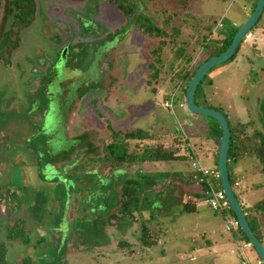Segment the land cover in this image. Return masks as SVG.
Listing matches in <instances>:
<instances>
[{"label": "rangeland", "instance_id": "rangeland-1", "mask_svg": "<svg viewBox=\"0 0 264 264\" xmlns=\"http://www.w3.org/2000/svg\"><path fill=\"white\" fill-rule=\"evenodd\" d=\"M255 1L136 0L139 11L166 29L170 42L160 77L148 86L150 51L158 39L131 28L114 6L101 1L37 0L35 20L22 31L11 66L0 65V237L5 240L7 226L17 219L29 230L27 244L7 243V264L26 257L33 264H241L235 247L245 242L233 240H240L239 232L225 230L230 211H212L199 184L171 182L137 223L108 226L105 218L117 209L128 172L76 166L98 154L110 125L149 130L164 141L184 138L200 167L214 168L209 136L214 121L179 107L185 105L183 85L172 110L163 102L183 70L219 50L223 38L248 19ZM168 15L171 21L164 25ZM250 32L252 39L241 43L232 60L212 68L201 89L206 103L231 125L248 124L247 132L264 134V9ZM204 40L208 48L201 50ZM90 144L91 154L85 150ZM191 162L144 164L141 170L189 176L196 173ZM260 170L252 154L228 164L243 209L264 199ZM188 200L196 205L193 213L183 209ZM142 224L161 227L154 247L140 246ZM257 227L264 230V214ZM119 241L130 243L133 254L119 249ZM244 255L258 264L251 246Z\"/></svg>", "mask_w": 264, "mask_h": 264}, {"label": "trees", "instance_id": "trees-1", "mask_svg": "<svg viewBox=\"0 0 264 264\" xmlns=\"http://www.w3.org/2000/svg\"><path fill=\"white\" fill-rule=\"evenodd\" d=\"M67 1L81 3L90 0ZM97 1L114 6L123 16L127 25L131 26V28L137 29V31L145 36L159 40L157 46L150 51L152 61L148 65L149 75L147 85L151 86L153 83H156L162 72L163 50L166 48L167 43H170L166 39V29L154 23L145 12L139 11L136 0ZM257 1L258 0L255 1L252 11L256 6ZM4 13H6L5 15L7 16L8 22L0 36V65L4 68H9L12 64L11 60L13 53L20 46L22 31L29 28L35 20L37 14V0H0V21L3 19ZM171 16L172 15H168L167 18H164V25L170 23ZM238 28L239 27H235V29L231 30L223 38L219 50L213 52H210L211 50L208 51V55L203 62L224 52L229 47ZM240 46L241 44L229 60L234 58L240 49ZM206 48H208V45H206V40H204L201 50H206ZM192 60L193 59L188 61V64H190ZM192 64L193 62L186 70H183L181 74L180 83H184L182 87V96L185 94L188 82L199 67L198 65L193 70H190V68L193 67ZM207 74L203 77L197 87L194 102L198 106L214 109L220 112V110L215 109L210 104L206 103L205 94L201 89V84ZM152 91L155 92V88H153ZM201 96L204 97L203 103L198 102V98ZM212 120L214 123L210 126L209 136L214 144L212 150L214 151L213 158L215 161V169H217L218 151L222 131L219 124L214 119ZM226 120L230 130L227 170L230 162L247 154H252L260 163V171L264 173V134L257 131L249 133L247 132L248 124L239 122L231 125L227 118ZM107 130V137L100 142V144L98 143V154L89 157L86 155L84 160L76 166L78 169L82 170L90 166H100L101 168H106V173H112L120 169H124L128 172V176L123 180L119 189L117 209L106 216V225L116 226L124 221L137 223L142 219L144 213L150 212L151 206L156 201L157 197L162 196L166 190L171 187V182L183 185L199 184L202 190L201 193L206 189V185L200 182L201 175L198 172L186 176L183 175L182 172H147L141 170V167L144 164L170 163L182 161L184 159L196 161V154L188 145L186 139L176 137L170 141H164L158 138L153 132L139 128L131 130H115L111 128L110 125H107ZM87 134L84 135L86 136L85 140L89 139V133ZM85 150L86 153L91 154L93 151L91 144L86 146ZM228 178L232 189L237 188V178H231L229 172ZM166 182H168V184H166ZM215 185L221 189L220 179L215 181ZM183 209L187 213H193L196 211V205L193 201L188 200L183 203ZM228 210L230 211V215L234 217L232 210L230 208ZM243 211L252 232L264 245V233L259 227H257V217L264 214V199L257 202L250 209H243ZM150 218H152V216H150ZM28 231L27 223L23 219L14 220L12 224L7 226L5 240H2L0 237V264H7V243L17 241L20 244H27L29 241L27 236ZM236 231L240 233L241 237L240 240L234 237L233 240L235 242L241 241L249 243L240 227H238L235 232ZM161 232L162 229L160 226L151 229L145 224H142L140 226L139 236L140 246L145 249L154 247L161 238ZM117 247L122 250L127 249L129 255L133 254L131 244L126 241H119ZM21 264H33V262L29 257H26L23 258Z\"/></svg>", "mask_w": 264, "mask_h": 264}, {"label": "water", "instance_id": "water-1", "mask_svg": "<svg viewBox=\"0 0 264 264\" xmlns=\"http://www.w3.org/2000/svg\"><path fill=\"white\" fill-rule=\"evenodd\" d=\"M263 9H264V0H258L251 15L243 24L239 26L229 47L220 55L212 57L207 61L203 62L201 65H199V67L195 71V74L188 82L184 94L185 107L189 112L197 116L212 118L219 124L221 128L222 136H221V141L218 151V160H217V170L219 173L221 189L226 195V198L230 205V209L232 210L234 217L239 224L240 229L247 237L250 246L255 250L262 264H264V245L257 239V237L252 232L251 228L249 227L241 203L236 198L228 178L227 153H228L229 141H230V130H229L228 122L225 116L219 111L196 105L194 102V96L197 87L201 82V80L203 79V77L212 68L228 61L235 54L239 45L243 41L244 36L248 32H250V30L257 23L258 19L260 18L263 12Z\"/></svg>", "mask_w": 264, "mask_h": 264}, {"label": "built area", "instance_id": "built-area-1", "mask_svg": "<svg viewBox=\"0 0 264 264\" xmlns=\"http://www.w3.org/2000/svg\"><path fill=\"white\" fill-rule=\"evenodd\" d=\"M252 34L248 32L243 40H251ZM182 86V83H180L175 90L170 94L169 100H166L163 102V106L165 108H169L172 110L173 103L176 100V96L180 92V88ZM182 94V91L181 93ZM180 108H185V105L183 103L179 104ZM191 167L195 172H198L201 175L200 182L204 183L206 185V189L201 193V196L205 198V204L214 212H224L230 208L229 202L226 198L225 193L220 188H215V181L220 179L218 170L215 168L212 169H203L200 167L199 163L197 161L191 162ZM241 203V202H240ZM241 206L243 208L244 204L241 203ZM239 227V224L237 220L232 217L228 223L225 225L226 231H235ZM243 246V247H242ZM240 246L238 245L235 247V249L238 248V256H240L241 264H249L247 261L246 256L244 255V249L249 248L250 244L245 243L244 245ZM235 249H232L230 252L231 254H235ZM258 264H261L260 261H258Z\"/></svg>", "mask_w": 264, "mask_h": 264}, {"label": "crops", "instance_id": "crops-1", "mask_svg": "<svg viewBox=\"0 0 264 264\" xmlns=\"http://www.w3.org/2000/svg\"><path fill=\"white\" fill-rule=\"evenodd\" d=\"M182 85H183V84H182ZM213 152H214V151L211 150V153H210V154H211L212 156H213ZM196 161L198 162V160H196ZM214 168H215V167H214ZM201 197H202V196H201ZM241 203H242V202H241ZM260 230H261V229H260ZM261 231L264 233V230H261Z\"/></svg>", "mask_w": 264, "mask_h": 264}]
</instances>
